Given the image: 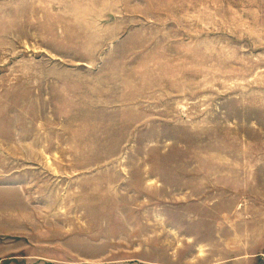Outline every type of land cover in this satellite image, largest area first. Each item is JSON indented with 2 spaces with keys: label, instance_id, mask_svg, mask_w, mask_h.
<instances>
[{
  "label": "rangeland",
  "instance_id": "1",
  "mask_svg": "<svg viewBox=\"0 0 264 264\" xmlns=\"http://www.w3.org/2000/svg\"><path fill=\"white\" fill-rule=\"evenodd\" d=\"M0 264H264V0H0Z\"/></svg>",
  "mask_w": 264,
  "mask_h": 264
}]
</instances>
